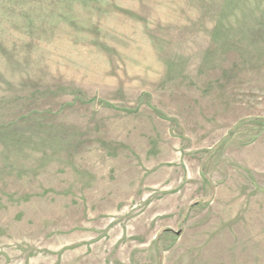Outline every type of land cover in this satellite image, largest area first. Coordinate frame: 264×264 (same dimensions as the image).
<instances>
[{"label": "rangeland", "instance_id": "rangeland-1", "mask_svg": "<svg viewBox=\"0 0 264 264\" xmlns=\"http://www.w3.org/2000/svg\"><path fill=\"white\" fill-rule=\"evenodd\" d=\"M0 264H264V0H0Z\"/></svg>", "mask_w": 264, "mask_h": 264}]
</instances>
